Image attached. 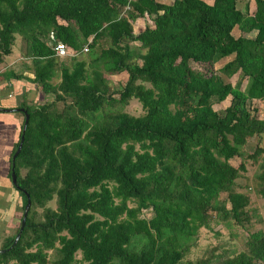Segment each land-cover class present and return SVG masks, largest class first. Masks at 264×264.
I'll list each match as a JSON object with an SVG mask.
<instances>
[{
	"label": "trees",
	"instance_id": "16d2710c",
	"mask_svg": "<svg viewBox=\"0 0 264 264\" xmlns=\"http://www.w3.org/2000/svg\"><path fill=\"white\" fill-rule=\"evenodd\" d=\"M254 3L251 13L239 0H0V64L17 34L26 43L21 66L0 79L31 71L53 95L20 104L25 130L17 107L24 121L8 176L17 174V206L25 209L28 194L32 204L0 264H192L184 256L211 211L246 226L250 197L235 188L245 166L230 159L264 131L252 107L264 113V0ZM145 14L153 24L134 33L131 21ZM58 42L73 53L58 54ZM220 59L208 74L191 66ZM123 72L125 84L111 92L106 75ZM132 98L139 116L123 110ZM259 177L264 199V171ZM145 208L151 216H140ZM213 264H264V232Z\"/></svg>",
	"mask_w": 264,
	"mask_h": 264
},
{
	"label": "rangeland",
	"instance_id": "374dc122",
	"mask_svg": "<svg viewBox=\"0 0 264 264\" xmlns=\"http://www.w3.org/2000/svg\"><path fill=\"white\" fill-rule=\"evenodd\" d=\"M162 1L170 2L172 0ZM205 1L211 3L213 0ZM244 2H247L248 6H250L251 2V5L253 6L254 0H239L238 5H243ZM127 8L129 7L127 6ZM252 9L253 8L250 6V12L252 11ZM131 23L134 33H138V31L144 29L146 25L153 24L152 16L147 14H145L144 16H138L135 20L131 21ZM236 34L237 31H235V35ZM135 44L136 46L138 45V43ZM25 45L26 43L23 36L21 34H17L16 43L13 46V52L5 56L3 62L0 64V69L5 66L7 67V69L10 67H16V69H18L21 66V61H23L22 52ZM61 56L65 55L62 54ZM59 58L62 59L65 57ZM225 60L226 59H220L214 65L191 61V66L194 70H198L200 72L208 74L210 71H217L218 68L225 62ZM27 74L28 75L23 78L27 79L25 80L26 83L29 81V83L32 84L30 85V87L33 86V89H30L32 91L31 95L30 90H27V93L24 92L25 88H23L18 92V94H15L14 97H20L21 102L24 100L23 102H27L30 105L43 103L53 99L52 94L44 93L34 81L35 74L34 76H32L31 74L29 75V73ZM106 76L111 92L118 91L125 84L126 74L124 72L117 75ZM229 79L232 83H234L236 80V76H233ZM54 81H58V78H54ZM35 91L36 95L34 94ZM7 95H9L8 97H10V93ZM29 95L31 98L28 97ZM114 97L118 98L119 94L115 92ZM229 103L230 96H227L220 103L214 104V107L218 108L219 110L221 107H224ZM9 105L12 107H20L18 101L10 102ZM252 107H258L259 110L257 112V116L259 119H264L263 107L261 106V104H259V102L257 101L253 102ZM120 108L121 106L119 107V109ZM123 110L135 116H139L144 112L141 103H139V101L134 98L129 100L126 106L123 107ZM8 114L13 116V114L11 113ZM17 116L18 118L8 117L9 119H13L14 121H21H18L19 123L17 122V135L13 140L15 143L19 139L21 127L24 121V114L22 112H19ZM243 147L246 155L244 157H233L232 159H230V163L235 168H238L241 163H244L245 166L244 171H242L241 169L240 171H238L240 175L236 179L235 188L237 191L246 193L250 197V203L246 208L248 211L249 221L246 226H244L245 222L242 225H238L235 223L233 218H225L223 211H220L219 214H217L216 211H211L209 225L199 228L195 243L191 245L190 250L184 256L185 259L191 260L192 264H197L199 260L207 257L210 258V260H208V262H206L205 264H213L214 261L219 257L224 258L228 255L238 253L241 250L246 249V241L248 240L250 233L258 230L264 232V199L257 190L260 187L259 183L261 181L259 176L261 172L264 171V131L259 135L254 134L248 137L247 142ZM257 148L263 149V152L257 155L256 159L248 156L254 154L257 151ZM1 176L2 173H0V179ZM9 179L10 177L8 176V182H12L11 179ZM1 183L2 182L0 180V212L2 217H0V223H3L0 230V247H2L7 237L12 236L16 233L18 225L20 226L21 224L22 215L24 212L21 206H17V204L20 203V200H22V197L19 196V193L16 191V189H13L11 185ZM226 195L227 194L224 193V191L221 192L220 199L223 201V203H225L226 208H230V203L228 202V200H226ZM47 205L55 207V198L50 200ZM130 205L134 204L130 203ZM38 210L41 211V208H39ZM151 214V209L145 208L141 212L140 216L149 217L151 216ZM77 256H80V252L77 253Z\"/></svg>",
	"mask_w": 264,
	"mask_h": 264
},
{
	"label": "crops",
	"instance_id": "0c3cea01",
	"mask_svg": "<svg viewBox=\"0 0 264 264\" xmlns=\"http://www.w3.org/2000/svg\"><path fill=\"white\" fill-rule=\"evenodd\" d=\"M245 3V2H244ZM250 6L253 8L251 13H253L256 10V6L255 3H253V6L251 5L250 2ZM235 31H237V34L235 35ZM234 35L235 36H239L240 35V31L237 27H235L233 29ZM7 70V67H2L0 69V74L1 72H4ZM27 73H29V75L31 74L32 76H34V73L31 71H25V74L28 75ZM31 77V76H30ZM27 79L21 78V79H17V78H7V77H2L0 79V98H1V103L0 106H4V107H12L9 105L10 102H15L18 101L19 105L24 101L21 102L20 97H17L14 95L18 94V92L20 90H22L23 88H25L24 92H27V90L33 89V86L30 87V85H32L31 83H29V81L26 83ZM35 88V87H34ZM31 91V90H30ZM10 93V97H8ZM32 91L30 92L31 95ZM34 94L36 95V91L34 92ZM30 95L28 96L29 98ZM12 108H17L16 107H12ZM261 111V110H260ZM4 112V113H2ZM13 112V113H12ZM20 111L17 109L14 110H7V111H0V173H2L1 176V184L5 183L6 185H11V187L14 189L13 184H11L12 182H8V174H9V170H10V157L12 154V147H14V138L17 135V125L19 122L21 121H14L13 119H9L8 117H12V118H18V113ZM13 114V116H11L10 114ZM18 122V123H17ZM10 180V179H9ZM10 183V184H9ZM3 213V211H2ZM0 217H1V212H0ZM2 218V217H1ZM3 223H0V230L2 227Z\"/></svg>",
	"mask_w": 264,
	"mask_h": 264
},
{
	"label": "water",
	"instance_id": "95a60500",
	"mask_svg": "<svg viewBox=\"0 0 264 264\" xmlns=\"http://www.w3.org/2000/svg\"><path fill=\"white\" fill-rule=\"evenodd\" d=\"M14 109H19V108L0 107V111L1 110L7 111V110H14ZM20 109L26 113V119H25V123H24V130H25V128L27 126V123L29 121V113L24 107H20ZM23 140H24V134H22V138H21V141H20V143L18 145V148L15 149V153L13 155V160L19 154V152H20L19 150L22 148V145H23ZM12 181H13V183H17V174H16V172L14 170L12 171ZM31 204H32V200H31L30 195L28 194V201L26 202V205H25V209H24V214H23V217H22V223H21V226H20V230L16 234V236H15V238L13 240V243L11 244L10 247L15 246L17 244V242L19 241V238L21 237L22 231H23V229H24V227L26 225L27 216H28L29 210L31 208ZM5 251H6V249L0 250V252H2V253H4Z\"/></svg>",
	"mask_w": 264,
	"mask_h": 264
},
{
	"label": "built area",
	"instance_id": "2783aa9c",
	"mask_svg": "<svg viewBox=\"0 0 264 264\" xmlns=\"http://www.w3.org/2000/svg\"><path fill=\"white\" fill-rule=\"evenodd\" d=\"M54 49L57 51V53L58 54H60V55H62V54H64L65 55V53H69V54H72L73 53V50H71V49H69V48H67V46L64 44V43H62V42H58V43H56V45L54 46Z\"/></svg>",
	"mask_w": 264,
	"mask_h": 264
},
{
	"label": "clouds",
	"instance_id": "9594fccd",
	"mask_svg": "<svg viewBox=\"0 0 264 264\" xmlns=\"http://www.w3.org/2000/svg\"><path fill=\"white\" fill-rule=\"evenodd\" d=\"M1 107H4V106H1ZM3 111H4V110H3ZM21 223H22V222H21ZM18 232H19V231H18ZM12 243H13V242H12ZM10 246H11V245H10ZM10 246H9V247H10ZM10 248H11V247H10ZM0 250H2V249H0Z\"/></svg>",
	"mask_w": 264,
	"mask_h": 264
},
{
	"label": "flooded vegetation",
	"instance_id": "af4514ba",
	"mask_svg": "<svg viewBox=\"0 0 264 264\" xmlns=\"http://www.w3.org/2000/svg\"><path fill=\"white\" fill-rule=\"evenodd\" d=\"M11 181H12V178H11ZM12 183H13V181H12ZM0 248H2V247H0Z\"/></svg>",
	"mask_w": 264,
	"mask_h": 264
}]
</instances>
